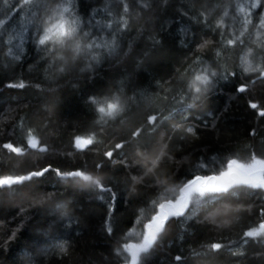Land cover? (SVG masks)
I'll use <instances>...</instances> for the list:
<instances>
[{"label":"trees","instance_id":"obj_1","mask_svg":"<svg viewBox=\"0 0 264 264\" xmlns=\"http://www.w3.org/2000/svg\"><path fill=\"white\" fill-rule=\"evenodd\" d=\"M19 6L0 0V176L49 165L98 171L118 197L109 216L107 193L54 171L0 188V264H130L123 245L140 241L153 201L174 198L183 181L211 174L214 162L264 157V117L258 115L264 111V0H71L64 16L77 18L80 29L95 20L111 24L102 33L90 29L87 39L100 37L101 47L78 52L53 42L37 47L31 27L17 43L6 41L20 32ZM247 17L251 23L241 28ZM237 35L234 45L226 43ZM249 65L260 71H247ZM197 75L209 82L196 81ZM20 83L23 88L7 87ZM241 85L246 91H237ZM113 99L119 113H99ZM138 128L141 136L133 139ZM77 136L92 144L77 149ZM137 141L149 147L146 154L136 150ZM6 143L22 151L13 153ZM109 150L116 163L104 156ZM157 156L161 162L148 172ZM133 175L143 178L136 183ZM262 210L264 189L234 188L210 210L171 219L140 264H264V230L244 236L264 223ZM211 243L224 247L213 252Z\"/></svg>","mask_w":264,"mask_h":264},{"label":"snow or ice","instance_id":"obj_2","mask_svg":"<svg viewBox=\"0 0 264 264\" xmlns=\"http://www.w3.org/2000/svg\"><path fill=\"white\" fill-rule=\"evenodd\" d=\"M7 2V0H5ZM71 0H18L19 11L21 12L19 19L20 32L18 36L23 38L24 34L28 33L29 27L34 30L33 41L38 46H43L48 42H53L60 46V48H68L74 51H80L81 48H86L87 50L92 49L93 47L99 48L102 45L98 42L100 37H93L91 41L87 38L92 36L90 31L91 28H95L98 32L102 33L104 28H111V24L102 25L99 20L90 21L89 29H80L77 18L68 17L65 18L64 13L68 12V8L65 7V4L70 3ZM55 5L53 7L52 5ZM28 6V7H25ZM256 5L254 4L253 7ZM15 11L8 14V19L10 20ZM128 11L127 5L124 7V12ZM26 17V19H25ZM251 23V18H245L241 23V28H246L247 24ZM48 25V26H45ZM5 26V21L0 19V29H3ZM3 33L0 32V35ZM240 35H243V32H240ZM240 35L234 36L233 38L227 39L226 43L228 45H234L239 39ZM114 39V37H113ZM22 50V49H21ZM44 52H47L48 49H41ZM114 51V49H113ZM247 71H260L259 65L252 67L249 65L246 69ZM212 76H216L215 72H211ZM261 76L264 77V71H261ZM196 81L200 83L207 84L209 82L208 76L197 75L195 77ZM214 86V84H213ZM9 88L19 87L23 88L24 84L20 83L9 84ZM195 87V82L193 83ZM200 89L196 88V92H199ZM237 91L244 92L246 91V86L241 85ZM96 103H100L96 101ZM252 109L257 108V104L251 103L249 105ZM119 101L113 99L112 102L107 103L106 107L100 106L98 108L99 113L103 116L112 117L115 114H118L120 111ZM259 116L264 117V111L258 113ZM182 117L185 119L186 114H183ZM167 119V117H165ZM157 121L156 115H151L148 117V122L155 124ZM182 123V121H181ZM159 125H155L158 127ZM180 124L173 125V127H179ZM155 127L151 129L155 131ZM142 129H136L132 132V137L141 136ZM188 131H192L191 128ZM255 135V130L252 132ZM127 141L117 143L115 149H122L125 147ZM75 147L77 149H83L85 146L92 144L91 139H82L77 136L74 141ZM4 148L9 149L13 153H20L23 146H14L12 143H6L3 145ZM28 147L36 149L38 143L35 139H29ZM167 148V144L164 145ZM139 149L143 153H147L149 150L148 146H141L140 141L136 143V150ZM40 151H46L45 147H41ZM113 151L109 150L104 152V156L111 160L113 163H116L113 160ZM122 157L124 153L120 154ZM124 163V160L120 161ZM161 162V157L157 156L155 160L152 161L151 167L147 169L148 172H153L157 164ZM102 164H97L96 169L99 170L102 168ZM130 167V166H129ZM200 167H207V165L201 164ZM213 171L211 174H194L193 177L189 180L183 181V186L179 188V194L173 197H164L163 195L160 198V202L153 201L154 211L153 214L147 218L146 222L143 224V231L140 234L141 239L138 243L124 244L123 251L128 254L130 257V264H140L141 253H148L154 245L157 244L158 238L161 237V234L165 232L166 225L169 224V221L173 218L185 217V213L188 212V218L196 216L201 209H211L215 207L218 203L222 201H228V197L231 194V190L234 188H248V189H264V157L257 156L255 153H252L248 157H236L229 158L225 161L214 162ZM49 171H54L58 177L61 179H72L76 182L82 181L83 184L91 185L95 192L97 193H107L109 196L108 200V209L109 216L111 215V210L115 206L118 194L114 188L105 183L101 178V173L98 171L96 173H90L85 170H73L62 172L60 169H53L50 165L39 170H33L27 175L19 176H0V188L11 187L12 185H24L26 181H32L33 178H39L45 176ZM146 174V173H145ZM143 177L140 176H131V180L139 183ZM160 183H164L163 178H159ZM27 186V185H25ZM134 190L135 184L132 185ZM166 191H171L175 193V188H168ZM103 199V196L100 197ZM191 207V211H189ZM264 213V210H262ZM108 233L111 234L112 229L108 227ZM260 230H264V223L259 225V230H249L244 233L245 237H257L260 235ZM131 235V233H129ZM61 249L64 248V245H60ZM224 245L222 243H211L209 248L213 252H219ZM119 249L117 252L119 253ZM199 255V253L193 252V256ZM176 261H181L182 257L177 255L175 257Z\"/></svg>","mask_w":264,"mask_h":264},{"label":"rangeland","instance_id":"obj_3","mask_svg":"<svg viewBox=\"0 0 264 264\" xmlns=\"http://www.w3.org/2000/svg\"><path fill=\"white\" fill-rule=\"evenodd\" d=\"M0 32L4 33V32H5V28H4L3 31L0 30ZM0 36H1V35H0ZM15 36H18V35H14V34H12L11 36H10V35L7 36V40H6V41H16V43H17L18 41L21 40V37H20V38H17V37H15ZM14 37H15V38H14Z\"/></svg>","mask_w":264,"mask_h":264}]
</instances>
